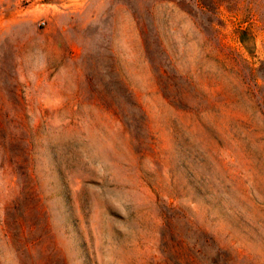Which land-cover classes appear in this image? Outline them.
I'll list each match as a JSON object with an SVG mask.
<instances>
[{"label": "rangeland", "instance_id": "374dc122", "mask_svg": "<svg viewBox=\"0 0 264 264\" xmlns=\"http://www.w3.org/2000/svg\"><path fill=\"white\" fill-rule=\"evenodd\" d=\"M0 264H264V0H0Z\"/></svg>", "mask_w": 264, "mask_h": 264}]
</instances>
